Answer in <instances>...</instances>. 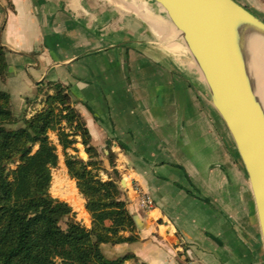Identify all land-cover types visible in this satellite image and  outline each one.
<instances>
[{
	"label": "crops",
	"instance_id": "1",
	"mask_svg": "<svg viewBox=\"0 0 264 264\" xmlns=\"http://www.w3.org/2000/svg\"><path fill=\"white\" fill-rule=\"evenodd\" d=\"M12 4L0 0L8 64L0 91L10 95L14 113L27 107L33 116L44 106L41 90L60 83L84 116L93 145L116 155L139 241L106 246V253H133L146 264H264L256 207L235 144L194 85L205 91L162 12L149 0ZM126 81L133 94H117V83ZM28 98L37 100L28 106ZM136 105L153 106L162 116H135ZM134 186L153 198L151 210L141 208ZM85 203L77 209L90 227Z\"/></svg>",
	"mask_w": 264,
	"mask_h": 264
},
{
	"label": "trees",
	"instance_id": "2",
	"mask_svg": "<svg viewBox=\"0 0 264 264\" xmlns=\"http://www.w3.org/2000/svg\"><path fill=\"white\" fill-rule=\"evenodd\" d=\"M2 1L13 8L12 0ZM7 67L0 26L1 80ZM47 87V91L41 90L43 108L31 117L27 107L17 116L10 95L0 91V264H125L130 259L146 264L133 253H106V246L139 241L135 218L122 199L124 188L115 166L116 155L110 151V163L103 162L67 89L52 82ZM36 100L28 98L27 105ZM51 132L56 133L62 147L69 177L86 200L90 227L77 219L70 204L51 194L52 171L60 162L57 145L49 137ZM78 139L88 156L86 161L69 153L77 151ZM14 164L15 169L8 172ZM109 169L108 179H102L100 173ZM62 177L65 188L60 177H54L57 194L81 205L76 188Z\"/></svg>",
	"mask_w": 264,
	"mask_h": 264
},
{
	"label": "water",
	"instance_id": "3",
	"mask_svg": "<svg viewBox=\"0 0 264 264\" xmlns=\"http://www.w3.org/2000/svg\"><path fill=\"white\" fill-rule=\"evenodd\" d=\"M172 25L224 122L247 174L264 246V101L250 46L264 20L235 0H149ZM230 4V12L222 9ZM142 9L146 5L139 2ZM133 8L142 15L140 8ZM194 83V82H193ZM194 85L200 89V85ZM125 187V181H121Z\"/></svg>",
	"mask_w": 264,
	"mask_h": 264
},
{
	"label": "rangeland",
	"instance_id": "4",
	"mask_svg": "<svg viewBox=\"0 0 264 264\" xmlns=\"http://www.w3.org/2000/svg\"><path fill=\"white\" fill-rule=\"evenodd\" d=\"M247 6H248V9L249 10H251L253 13H255L256 15H258L262 20H264V0H242ZM154 39V38H153ZM153 39H151V40H153ZM172 63V62H171ZM139 64V63H138ZM173 64V63H172ZM259 64H260V62H259ZM258 64V65H259ZM263 74H264V64H263V62L259 65V68H258V75L259 76H263ZM198 79V78H197ZM198 81H199V79H198ZM200 83H201V81H200ZM130 85H129V82L128 81H126V82H124L123 84H120L119 82L117 83V87L114 89V91H116L117 92V94L119 93H124V90L128 93L127 95H132L133 94V92L135 91V88L134 87H130L129 89H128V87H129ZM200 91V90H199ZM202 94H203V96H204V98H205V101L208 103V104H210V106L213 108V106L211 105V103L209 102V97L207 96V94L203 91H200ZM132 93V94H131ZM107 94H109V92H107ZM112 96H109L108 97V99L112 102V98H111ZM113 98L115 99V97H114V94H113ZM110 106L112 107V109H113V104L111 103L110 104ZM148 107H149V105L148 106H145V105H139V106H135V111H136V113H135V116H162V114H160V113H158V111H156L155 110V108H152L151 106H150V109L148 110ZM109 110V109H108ZM213 110H215L214 108H213ZM17 111V110H16ZM216 112V111H215ZM217 113V112H216ZM49 137H50V139H51V141L53 142V143H55L56 145H57V148H58V154H59V158H60V162H59V166H58V168H56V169H54L53 171H52V177H53V180H52V186H51V194H52V196L54 197V198H58V199H60V200H62V201H65V202H67L68 204H70L72 207H73V209H74V211L76 212V214H77V219L79 220V221H81L82 223H84L86 226H88V221L86 220V216H84L78 209H77V206L76 205H74V203H71L69 200H66L65 198H63V197H61V196H59L58 194H57V190L55 191V189L53 188V182H54V177L57 175H60V179H61V175H63L64 177H65V179L67 180V183H69L72 187H75L76 188V191H77V193H78V195L81 197V199H83V200H85L80 194H79V191H78V189H77V187H76V182H75V180H72L70 177H69V175H68V171H67V168H66V166H65V163H64V160H65V158H64V154H63V150H62V147L61 146H59V144H58V138H57V135H56V133H53V132H51V133H49ZM78 143L75 145V148L77 149V151H74V150H69V153L70 154H72V155H77V156H79L81 159H83V160H87L88 159V156H87V154L85 153V150H84V147H83V145L81 144V142H80V139H78ZM38 147H39V145H37L36 147H35V150L36 149H38ZM101 154V158L103 159V162H107V164L108 163H110V161L108 160V154H105L104 152H100ZM117 165V162H116V160H115V166ZM15 167H16V164H14V165H10L9 166V169H8V172L10 171V170H14L15 169ZM244 168V167H243ZM112 171H111V169H109L108 170V172H101L100 173V176H101V178L102 179H104V180H107L108 179V174L109 173H111ZM246 173V172H245ZM59 177V176H58ZM246 177H247V174H246ZM63 178V177H62ZM62 180V179H61ZM122 180H124V177L122 176V175H120V183H121V181ZM72 183H73V185H72ZM126 184V183H125ZM60 187L58 186V187H56V189H59ZM86 201V200H85ZM86 204V203H85ZM88 219H89V217H88Z\"/></svg>",
	"mask_w": 264,
	"mask_h": 264
},
{
	"label": "bare ground",
	"instance_id": "5",
	"mask_svg": "<svg viewBox=\"0 0 264 264\" xmlns=\"http://www.w3.org/2000/svg\"><path fill=\"white\" fill-rule=\"evenodd\" d=\"M222 9L224 12L229 13L230 12V4L224 3L222 5ZM251 32H252V38L250 40V46L252 48L254 56H256L258 64H259V62H260V64L262 62L264 64V36L256 30H253ZM257 73H258V71H257ZM259 77H260V79H259L260 85L262 86L261 95H262L263 101H264V74H263V76H259ZM197 78L199 79V82L201 81V84L204 86V83L202 81L200 74H197Z\"/></svg>",
	"mask_w": 264,
	"mask_h": 264
},
{
	"label": "built area",
	"instance_id": "6",
	"mask_svg": "<svg viewBox=\"0 0 264 264\" xmlns=\"http://www.w3.org/2000/svg\"><path fill=\"white\" fill-rule=\"evenodd\" d=\"M134 192L139 198L140 206L143 210H151L155 206V202L150 194L144 191L140 186H134Z\"/></svg>",
	"mask_w": 264,
	"mask_h": 264
}]
</instances>
